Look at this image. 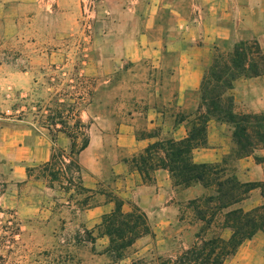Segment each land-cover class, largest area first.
<instances>
[{
    "label": "crops",
    "instance_id": "1",
    "mask_svg": "<svg viewBox=\"0 0 264 264\" xmlns=\"http://www.w3.org/2000/svg\"><path fill=\"white\" fill-rule=\"evenodd\" d=\"M239 44L264 58V0H0L1 205L64 238L68 264H181L208 188L175 186L166 143L188 138L207 70ZM229 95L263 114L264 75ZM233 148L212 119L191 160L264 182V149ZM223 264H264V231Z\"/></svg>",
    "mask_w": 264,
    "mask_h": 264
},
{
    "label": "trees",
    "instance_id": "2",
    "mask_svg": "<svg viewBox=\"0 0 264 264\" xmlns=\"http://www.w3.org/2000/svg\"><path fill=\"white\" fill-rule=\"evenodd\" d=\"M261 75H264V58L255 46L239 44L229 54H218L205 74L199 92L200 102L197 118L192 123L188 138L181 143L174 141L166 143L169 151L168 168L175 179V186L188 188L197 183H203L206 188H216L215 195H211L207 199V203L214 205L212 220L216 214L238 203L239 182L234 176H226L224 168L193 164L192 153L205 146L207 125L212 119L234 126V148L231 158L247 157L260 147L264 148V113H236L234 98L229 95L236 80ZM87 144L88 142L85 140L80 150L84 149ZM257 161L261 162L262 159L257 158ZM257 184L250 183L242 186L253 189L257 187ZM196 202L194 201L192 204ZM261 210L262 207L256 212ZM238 213H241V210H232L227 214V217L231 219ZM238 220L239 217H236L232 221V225H237ZM231 227L235 233L229 242L219 238L202 241V247L194 245L179 257V262L181 264H197L198 262L209 264L212 255L217 249H220L221 252L215 257L213 263L223 264L243 242L251 239L259 231H264V216L257 215L253 219H249L243 227Z\"/></svg>",
    "mask_w": 264,
    "mask_h": 264
},
{
    "label": "rangeland",
    "instance_id": "3",
    "mask_svg": "<svg viewBox=\"0 0 264 264\" xmlns=\"http://www.w3.org/2000/svg\"><path fill=\"white\" fill-rule=\"evenodd\" d=\"M53 97V91H49L45 94V99H51ZM9 109L8 112L13 113L16 108ZM230 127L233 134L234 126L230 125ZM260 149L264 148L260 147ZM226 176L235 177L233 172H228L227 170ZM236 180L239 182L237 188L238 203L216 214L213 220L211 216L214 211V205L207 203V199L211 195H215V187L208 188V196L206 199L196 202L193 204L194 206L191 204L194 208V210L191 211H195L196 221H203L204 225L197 235V240L190 248L194 245L202 247V241L215 238L229 242L235 233V230L231 226L243 227L249 219H253L257 215L264 216V182H255L258 183L257 187L251 189L248 186H242L250 183H242L237 178ZM4 191L5 183L0 177V199ZM261 207L262 210L257 213L256 210ZM236 209L241 210V213H238L231 219L228 218L227 214ZM219 214L220 216H218ZM236 217H239V222L237 225H232V221L235 220ZM190 220V217H188V224L192 223ZM225 229H229L230 232L225 233ZM244 230H246V228H244ZM63 239L64 238L56 234L45 233L41 229L32 230L23 228L20 221L7 211V209L1 205L0 201V264H68L70 250L61 247L63 245ZM220 252V249L215 251L209 264H214V259ZM197 264L200 263L198 262Z\"/></svg>",
    "mask_w": 264,
    "mask_h": 264
},
{
    "label": "built area",
    "instance_id": "4",
    "mask_svg": "<svg viewBox=\"0 0 264 264\" xmlns=\"http://www.w3.org/2000/svg\"><path fill=\"white\" fill-rule=\"evenodd\" d=\"M95 3H98V2H101V1H103V0H93ZM64 165L66 166V165H68V164H70L71 163V159L70 158H64Z\"/></svg>",
    "mask_w": 264,
    "mask_h": 264
}]
</instances>
